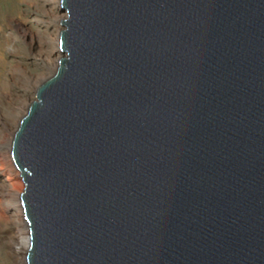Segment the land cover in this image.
Returning a JSON list of instances; mask_svg holds the SVG:
<instances>
[{"label":"water","instance_id":"obj_1","mask_svg":"<svg viewBox=\"0 0 264 264\" xmlns=\"http://www.w3.org/2000/svg\"><path fill=\"white\" fill-rule=\"evenodd\" d=\"M61 8L11 150L27 264H264V0Z\"/></svg>","mask_w":264,"mask_h":264},{"label":"rangeland","instance_id":"obj_2","mask_svg":"<svg viewBox=\"0 0 264 264\" xmlns=\"http://www.w3.org/2000/svg\"><path fill=\"white\" fill-rule=\"evenodd\" d=\"M50 1L0 0V159L8 150L1 142L16 128L26 103L35 100V87L55 72V66L44 59L51 49H56L51 45L58 25L53 21V14L57 13L51 12V7L55 8L56 4ZM9 173L11 170H0V190L6 194L0 195V201L5 205L9 201L18 202L16 193L21 189L20 180L5 178ZM0 214L4 220L15 216L14 210L6 206ZM5 226L0 224V264H17L16 260L23 258V254L9 253L15 233Z\"/></svg>","mask_w":264,"mask_h":264},{"label":"bare ground","instance_id":"obj_3","mask_svg":"<svg viewBox=\"0 0 264 264\" xmlns=\"http://www.w3.org/2000/svg\"><path fill=\"white\" fill-rule=\"evenodd\" d=\"M50 2H52L53 5L56 4V6H55L56 9L51 7V12L57 13L55 15L52 13L53 17H54L53 21H55V22L57 21L58 25L56 26V28L54 30L55 35L51 41V45L53 44V47H55L56 49L55 50L51 49L49 55L46 56L44 59H48L47 64L54 65L55 71H56L58 61L63 56V54L61 53V51L59 49V39H60V35H61L60 32L63 29V26H62L60 21H62L63 19H65L67 17V13H65L61 8V0H51ZM45 79H43V81H45ZM39 85H37V87H35L34 93H36ZM34 96H35V94H34ZM32 102H33L32 100H29L26 103L24 110H23L25 112L24 115L26 114V112H27L28 108L30 107V105L32 104ZM23 116H21V117L23 118ZM22 118L18 119L16 128L11 130L8 133V135L5 137L6 139L3 142H1L2 145L6 144L8 146V150L3 155L4 158L0 159V170H5V171L11 170V173H9L10 175H5V178L9 181L20 180V183H21V189L19 188L20 190L17 191V193H16L18 202L17 201H9L5 205V203H2L0 201V212L3 210V206H6L7 209L14 210V212H15L14 217L11 216V219L8 218L6 220H4L2 218V215L0 214V224H6V226H9L11 231L13 229V231L15 233L14 234L15 235V240H14L15 242H13L12 245L9 247L10 248L9 253L11 254V256H19V255L21 256V254H23V258L21 257L20 260H18V259L16 260L17 264H27V261H25V256H26L28 246H29V241H30L29 240V226H28L27 220H25V218H24L22 202L20 199V194L24 189L25 182L22 179V176L20 175V173H21L20 170L16 167L14 160L11 157L12 143L14 140L13 137H14V134H15L17 127H18ZM0 189H1V187H0ZM8 194L9 193L7 192V195ZM0 195H6V194L5 193L1 194V190H0ZM13 223L15 224V226L13 225ZM1 247H3V245Z\"/></svg>","mask_w":264,"mask_h":264}]
</instances>
